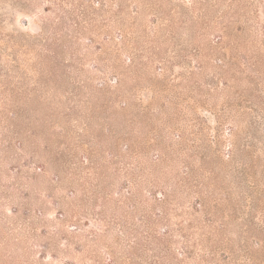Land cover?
<instances>
[{"label":"rangeland","instance_id":"1","mask_svg":"<svg viewBox=\"0 0 264 264\" xmlns=\"http://www.w3.org/2000/svg\"><path fill=\"white\" fill-rule=\"evenodd\" d=\"M0 264H264V0H0Z\"/></svg>","mask_w":264,"mask_h":264}]
</instances>
